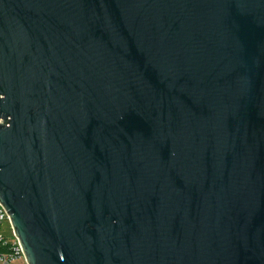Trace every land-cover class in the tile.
<instances>
[{
    "label": "water",
    "instance_id": "1",
    "mask_svg": "<svg viewBox=\"0 0 264 264\" xmlns=\"http://www.w3.org/2000/svg\"><path fill=\"white\" fill-rule=\"evenodd\" d=\"M0 204L27 264H264V0H0Z\"/></svg>",
    "mask_w": 264,
    "mask_h": 264
},
{
    "label": "built area",
    "instance_id": "2",
    "mask_svg": "<svg viewBox=\"0 0 264 264\" xmlns=\"http://www.w3.org/2000/svg\"><path fill=\"white\" fill-rule=\"evenodd\" d=\"M21 257H24L21 245L5 208L0 204V264H11Z\"/></svg>",
    "mask_w": 264,
    "mask_h": 264
},
{
    "label": "rangeland",
    "instance_id": "3",
    "mask_svg": "<svg viewBox=\"0 0 264 264\" xmlns=\"http://www.w3.org/2000/svg\"><path fill=\"white\" fill-rule=\"evenodd\" d=\"M11 264H27L24 257L14 260Z\"/></svg>",
    "mask_w": 264,
    "mask_h": 264
},
{
    "label": "bare ground",
    "instance_id": "4",
    "mask_svg": "<svg viewBox=\"0 0 264 264\" xmlns=\"http://www.w3.org/2000/svg\"><path fill=\"white\" fill-rule=\"evenodd\" d=\"M25 259V258H24Z\"/></svg>",
    "mask_w": 264,
    "mask_h": 264
}]
</instances>
